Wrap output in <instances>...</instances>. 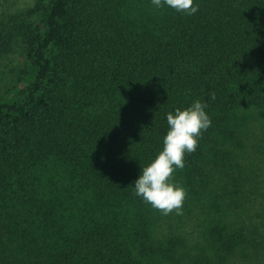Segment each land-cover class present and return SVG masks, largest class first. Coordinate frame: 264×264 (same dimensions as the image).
Wrapping results in <instances>:
<instances>
[{
  "label": "trees",
  "instance_id": "16d2710c",
  "mask_svg": "<svg viewBox=\"0 0 264 264\" xmlns=\"http://www.w3.org/2000/svg\"><path fill=\"white\" fill-rule=\"evenodd\" d=\"M196 5L191 16L165 7L141 21L128 0H36L12 18L28 66L0 98V264L247 257L262 230L237 214L255 212L264 142L250 140L260 114L242 123L238 113L264 112V0ZM9 45L0 36V50ZM196 100L211 127L173 182L205 230L190 244L162 241L163 215L133 183L162 151L167 114Z\"/></svg>",
  "mask_w": 264,
  "mask_h": 264
},
{
  "label": "rangeland",
  "instance_id": "374dc122",
  "mask_svg": "<svg viewBox=\"0 0 264 264\" xmlns=\"http://www.w3.org/2000/svg\"><path fill=\"white\" fill-rule=\"evenodd\" d=\"M35 3L36 0H0V36H4L7 42L10 43L7 49L0 50V98L9 95L10 90L24 75L28 66V56L23 38L17 31V26L12 18L33 8ZM128 3L129 9L133 13L132 16L135 17L134 19L141 21L146 14L158 10L151 4V0H128ZM136 14L138 17H136ZM254 114H260V116L251 123L250 127L254 129V135L250 136V140L253 141L255 138L260 137L264 142V112L257 109H246L239 111L238 116L242 117L241 122L245 123V117L250 119V116L254 117ZM239 134L242 135L243 132H239ZM239 160L244 162L243 156H240ZM174 183L177 182L174 181ZM260 192L261 195L256 200V206L254 207L255 212L237 215L240 225L246 224L253 227L252 224L256 223L262 232H259L258 236H250L254 247L250 248L247 253L242 252L247 255L246 258L243 256L234 257L228 261V264H264V183ZM162 219L163 225L155 228V232L161 240L181 234L190 244L192 241H196V238H199L205 230V225L202 224L205 219L204 215L197 213L196 210L190 211L185 203L183 204V215L173 213L168 216L163 215ZM257 252L261 261L254 262V254Z\"/></svg>",
  "mask_w": 264,
  "mask_h": 264
},
{
  "label": "clouds",
  "instance_id": "9594fccd",
  "mask_svg": "<svg viewBox=\"0 0 264 264\" xmlns=\"http://www.w3.org/2000/svg\"><path fill=\"white\" fill-rule=\"evenodd\" d=\"M156 9L165 7L187 16L198 11L194 0H151ZM215 100V94H211ZM206 103L196 100L191 106L166 116L168 130L163 138L162 151L134 181V195L143 203L164 216L175 213L183 215V204L187 197L184 187L173 182L174 173L185 167V155L194 153L202 134L211 127V119L206 113Z\"/></svg>",
  "mask_w": 264,
  "mask_h": 264
}]
</instances>
